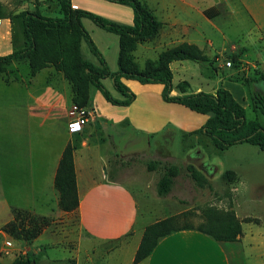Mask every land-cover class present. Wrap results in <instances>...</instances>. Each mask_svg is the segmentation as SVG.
<instances>
[{"label":"crops","instance_id":"0c3cea01","mask_svg":"<svg viewBox=\"0 0 264 264\" xmlns=\"http://www.w3.org/2000/svg\"><path fill=\"white\" fill-rule=\"evenodd\" d=\"M147 4L154 8L150 10L161 26L154 37L143 40L141 47L145 54L158 55L167 48L186 42L195 44L211 61L199 63V67L193 60H172L169 63L172 71L170 95L181 94L176 84L186 80L189 88L185 93H214L218 87H223L245 106L248 102L246 87L216 67L222 65L220 59L224 55L235 53L241 60L258 63L260 70L264 71V45L261 43L253 58L245 48L231 45L230 53H225L224 47L226 26L233 22L239 28L242 21L238 16L241 15L248 18L257 39L264 44V0H148ZM3 30L5 33V24ZM92 32V29L88 31L91 39L105 56L104 52L110 47L102 40V44L98 43ZM103 35L112 40L111 45L117 52L118 36L111 32ZM8 45L6 39L0 40V55L11 52ZM211 66L216 69L212 71ZM41 75L38 73L10 81L0 79V226L13 218L15 210L40 216L67 217L74 214L79 239L84 236L98 241L104 248L103 253L113 248L125 250L121 264H133L145 226L156 219H150L151 209L144 201L142 188L147 183L130 186L135 177L123 178L118 169L120 164L110 163L124 155L141 152L147 155V150L132 149L119 154L116 145L109 141L110 137L113 134L124 135L129 130L134 133L139 129L145 132L150 142L157 134L163 133L167 137L171 130L177 129L185 138L193 136L196 144L192 143L191 147H195L204 139L208 143L207 135L194 132L202 126L206 115L199 116L182 104L163 101L161 83H140L122 77L121 81L128 88L139 90L137 97L120 108L118 104L103 100L101 92L90 87L88 101L80 107L88 112L87 121L82 130L70 132L67 124L76 115V105L68 84L60 79L48 80ZM199 75L202 78H198ZM105 78L100 79L104 86ZM110 82L113 88H105L114 98L124 99L114 88L112 78ZM144 89L145 92L142 91ZM147 93L151 94V99L144 98L142 116L132 115L133 106L140 96ZM152 99L174 113L166 116L154 111L150 103ZM117 127L123 129V133ZM68 144L73 147L78 197V205L72 211L59 207V195L54 184L62 152ZM104 144V153L93 151ZM160 149H156V154ZM236 215L241 219L242 227L237 240H215L196 229H180L162 237L151 253L136 264H264V217H259V223V220L242 221L238 212ZM46 231L44 229L33 238L28 249L37 251L34 243L40 241Z\"/></svg>","mask_w":264,"mask_h":264},{"label":"rangeland","instance_id":"374dc122","mask_svg":"<svg viewBox=\"0 0 264 264\" xmlns=\"http://www.w3.org/2000/svg\"><path fill=\"white\" fill-rule=\"evenodd\" d=\"M140 1L149 10L153 11L154 8L152 9L147 4L148 0ZM71 2L73 8L85 9L115 22L124 24H131L132 22V9L125 4L108 0H71ZM36 7L42 14L47 16L61 15L57 0H0L2 16L0 18V40L2 38L6 39L11 51L21 48L24 42L19 13L23 10H33ZM238 17L242 21L239 28L238 26L236 28L233 22L226 26L225 34L227 40L224 47L227 51L225 53H230V46L233 45L239 49L245 48L249 57L253 58L259 44H264L262 40L259 41L257 39L256 31H254L248 18L243 17V15ZM82 22H84L87 31L93 30L92 33L98 43L102 44L103 41L108 44L110 48L104 52L106 54L103 57L109 69L116 71L119 58V36L116 34L118 36V51L116 52L111 45L112 40L103 35L110 32L96 26L88 18H82ZM3 24L6 26L5 33ZM142 43H144L143 40L135 41L133 49H130L121 57L125 66L143 68L157 61L159 55L145 54L142 51ZM44 53L43 62H46L34 74H32L27 62L14 61L5 66L3 70H0V79L10 81L21 77H31L39 73L43 77L48 78V80L60 79L66 82L73 98V83L66 76L67 72L70 73L72 72L71 70L76 69L75 64L66 55L57 57L49 51ZM80 54L83 58L98 64L97 58L90 51L84 40L80 42ZM234 54L224 55L220 59L222 65L216 68L224 70L230 79L244 80L248 85L247 96L249 98L253 97L256 92L264 93V88L260 85V80H258L262 71L258 63H248ZM196 65L199 66L201 64L196 63ZM199 76L198 78H202L201 75ZM110 80L111 77L105 78V86L113 88ZM194 81H196L195 78ZM93 88L95 87L93 86ZM129 89L136 98L139 90ZM145 90L142 91L145 92ZM144 98L151 99V94L147 93L145 96L137 98L138 102L132 108V115L142 116V111H145L142 109ZM249 98L248 102L245 103L246 119L256 118L264 124V117L253 110V105ZM103 100H106L104 96ZM162 100L165 101L163 98ZM150 103L154 106L153 110L156 112L164 113L166 116L174 113L173 110L167 109L163 105L159 106L156 100L152 99ZM118 106L121 108L123 105L118 104ZM194 114L203 115L195 112ZM117 129L119 131L123 130L118 127ZM209 138L208 143L204 139L203 144L199 141V145L191 147L192 143L196 144L193 136L185 138L177 129L171 130L167 137L163 133L162 135L157 134L153 139H150V142L145 132L139 129H135L134 133L129 130L124 135L113 134L109 141L116 145L115 147L119 154L123 151L130 152L132 149H146L147 155H144L143 152L124 155L112 161L110 165L116 162L119 163L118 169L122 172L123 178L135 177L130 186L136 187L140 186L141 182L147 183V186L142 188V190L143 196H145L144 201L148 203V207L151 209L150 219L152 220L156 219L155 221H157L187 211L189 212L187 216L178 217V226L197 227L205 221L204 208L210 206L223 211H231L236 217L238 212L240 217H242V221H247V219L248 222L258 221L260 216L264 217V150L247 142L233 144L224 150H218ZM158 147L162 149L156 154ZM105 148L104 144L93 151L96 154L104 153ZM152 159H157L160 162L153 173L147 169V165ZM165 166H170L173 169V183L170 191L165 196H158L155 191V185ZM135 195L142 205V200L139 199L137 191ZM29 216L28 214L22 218L23 223L26 225H32L33 223H30ZM44 218L47 224L43 230L46 229L48 231H46L40 241L37 240L34 243L38 247L37 251L28 249L27 246L31 241L15 239L2 229L3 225L0 226L1 264H9L18 255L30 256L32 264L122 263V258L126 255L125 250L113 248L109 252L103 253L104 248L100 246L98 241L84 236L80 239L78 238L79 227L74 214L67 217L54 215L44 216ZM238 219L241 221L240 218ZM17 222H19V219Z\"/></svg>","mask_w":264,"mask_h":264},{"label":"trees","instance_id":"16d2710c","mask_svg":"<svg viewBox=\"0 0 264 264\" xmlns=\"http://www.w3.org/2000/svg\"><path fill=\"white\" fill-rule=\"evenodd\" d=\"M108 1L130 6L133 12L132 23L115 22L88 10L73 8L71 0H57L60 16L44 15L37 7L33 10L21 11L19 16L24 37L23 45L10 53L0 55V70L14 61H25L34 74L46 62H43L44 52L49 51L57 57L66 55L76 66V69L71 70L72 72H67L66 77L73 83L72 101L78 107L87 103L89 89L93 86L101 92L107 101L113 104H130L135 96L121 81L122 77L135 79L140 83H161L163 85L161 96L165 101L182 104L191 111L206 115L202 126L194 132H200L210 137L218 150H224L230 145L242 142L256 145L264 150V124L256 118L247 120L245 106L239 103L229 90L218 87L214 93L205 91L185 93L189 88V83L182 80L176 84V88L181 94L170 95L172 71L169 63L172 60L189 59L202 64L211 62L195 44L184 42L167 48L158 54L155 63L143 68L125 66L121 57L133 49L135 41L154 37L159 31L161 23L140 0ZM82 18H88L96 26L119 36V58L116 71L109 69L101 52L83 26ZM82 40L87 43L90 51L97 58L98 64H94L81 56L80 42ZM210 68L212 71L216 69L213 66ZM104 77L112 78L114 88L125 97L124 99H116L110 94L100 80ZM232 80L240 81L248 92V85L244 80ZM258 80L264 81V71H261ZM249 99L252 102L253 110L264 117V93L256 92ZM159 164L158 160H152L148 163L147 169L149 171L155 170ZM173 176V169L170 166H165L155 185L158 196H165L170 191ZM54 184L59 195V207L65 211L74 210L78 205V197L73 164V147L70 144L66 145L62 152ZM203 212L205 221L197 227L178 226V217L187 216L189 214L187 211L146 225L133 263L147 257L162 237L180 229H196L215 240L225 241L237 240L241 235V221L233 212L211 208L210 206L204 208ZM28 214L30 215V223L33 222L32 225L23 223L22 218ZM18 219L19 222H17ZM46 224L44 216L15 210L13 218L3 224L2 229L15 239L31 241L42 232ZM9 264H32V259L30 256L18 255Z\"/></svg>","mask_w":264,"mask_h":264},{"label":"built area","instance_id":"2783aa9c","mask_svg":"<svg viewBox=\"0 0 264 264\" xmlns=\"http://www.w3.org/2000/svg\"><path fill=\"white\" fill-rule=\"evenodd\" d=\"M76 115L72 118L68 124L67 128L70 132H77L82 130L84 123L87 121L88 112L83 108L75 107Z\"/></svg>","mask_w":264,"mask_h":264},{"label":"water","instance_id":"95a60500","mask_svg":"<svg viewBox=\"0 0 264 264\" xmlns=\"http://www.w3.org/2000/svg\"><path fill=\"white\" fill-rule=\"evenodd\" d=\"M260 85L264 88V81H260Z\"/></svg>","mask_w":264,"mask_h":264}]
</instances>
